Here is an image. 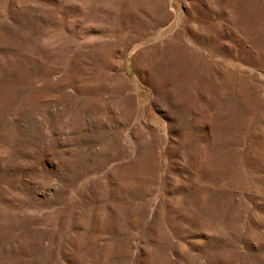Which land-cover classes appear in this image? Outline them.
<instances>
[{
	"label": "rangeland",
	"instance_id": "1",
	"mask_svg": "<svg viewBox=\"0 0 264 264\" xmlns=\"http://www.w3.org/2000/svg\"><path fill=\"white\" fill-rule=\"evenodd\" d=\"M0 264H264V0H0Z\"/></svg>",
	"mask_w": 264,
	"mask_h": 264
}]
</instances>
